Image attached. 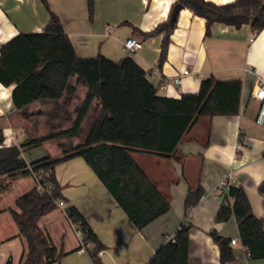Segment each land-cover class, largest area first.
<instances>
[{
  "label": "crops",
  "instance_id": "0c3cea01",
  "mask_svg": "<svg viewBox=\"0 0 264 264\" xmlns=\"http://www.w3.org/2000/svg\"><path fill=\"white\" fill-rule=\"evenodd\" d=\"M48 1L60 17L79 57L103 55L120 64L130 56L146 71L159 96L179 99L183 94L197 93L202 80L211 76L219 81L238 79L243 83L239 113L201 116L171 157L144 151L133 153L171 204L168 212L142 229L136 226L82 156L58 163L54 173L61 185L66 208L79 210L103 248L98 250L97 244L87 243L85 252L80 254L78 249L82 247L83 235L65 209L58 206L39 221L61 253L60 260L50 264H69L72 258L78 260L77 264H94L91 254L97 250L101 264H146L185 221L193 226L189 264H221L220 247L211 236L212 231L231 241L237 240L231 243L235 260L228 264H264V258L250 257L241 242L234 217L226 222L217 220L225 194L216 189L221 179L231 176L232 185L244 188L254 214L264 219V193L260 191L264 185V118L259 120L261 103L253 97L254 89L264 79V29L254 32L249 24L236 28L217 22L211 28L212 33L207 35L205 19L190 8H184L177 17L167 58L159 66L164 33L144 38L139 31H153L159 23L168 20L177 0H93V19L89 14V0ZM210 1L223 4L234 0ZM40 4L44 5L41 0H0V44L20 32L43 31L50 13L47 9L43 11ZM132 36L141 40L143 47L129 54L123 50V43ZM185 70L189 73L183 74ZM177 76L182 77L181 84L175 82ZM72 82L76 86L75 93L66 92L54 101L38 100L19 111L12 101L14 85L7 87L0 83V128L6 137L5 145H19L22 143L20 137L27 134L21 122L19 125L13 123L18 114L36 112L38 117L48 119L58 116V129L69 128L88 91L85 82L78 83L76 78ZM78 134L58 141L59 153L52 157H61L67 147L80 144L84 139L77 138ZM29 153L31 150L23 152L28 163L43 158L28 159ZM15 182L25 184L22 194L15 198L14 206H5L4 195ZM198 183L203 186L204 195L188 215L185 199L189 189ZM35 186L33 175L22 177L0 195V228H3L0 229V244L18 241L22 245V255L26 242L19 236L10 209L20 212L16 199ZM10 257L13 261L14 257Z\"/></svg>",
  "mask_w": 264,
  "mask_h": 264
},
{
  "label": "trees",
  "instance_id": "16d2710c",
  "mask_svg": "<svg viewBox=\"0 0 264 264\" xmlns=\"http://www.w3.org/2000/svg\"><path fill=\"white\" fill-rule=\"evenodd\" d=\"M50 13V20L41 32H20L0 44V83L12 86V101L17 111L35 101H54L66 92L75 93L77 82H85L88 91L69 128L28 139L21 144L5 145V134L0 128V195L19 178L38 172L51 181L50 191L41 192L37 185L18 197L17 208L10 212L18 227L19 236L26 242L22 264H50L61 258V253L50 235L43 230L40 219L55 210L63 199L61 185L54 173L55 166L69 158L82 156L100 177L109 191L139 229L144 228L171 209V204L135 160L137 151L151 152L169 158L179 148L201 116L235 115L239 113L242 93L241 80L219 81L214 76L203 79L197 93H186L182 98L158 95L146 71L130 56L119 64L103 55L81 58L77 55L60 17L51 9L48 0H41ZM205 19L206 34L219 22L241 28L249 24L255 31L264 29V0H234L217 4L210 0H177ZM90 18L94 3L89 0ZM177 21V20H176ZM176 21L170 18L159 23L153 31L139 33L150 38L164 33L159 66L167 58L171 35ZM95 100L100 112L89 124L85 139L74 147H67L58 158L46 156L28 163L23 152L49 140H62L78 134ZM260 191L264 193V185ZM229 194L235 197L233 206L225 204L217 220L226 222L234 217L240 239L252 259L264 258V219L253 212L242 186L231 185ZM204 195L198 183L189 189L185 199L187 214L199 204ZM71 220L78 225L84 241L103 248L97 235L79 210L67 208ZM189 215V214H188ZM185 221L175 233V240L158 248L146 264H189L190 230ZM211 236L219 245L221 264L235 260L231 240L216 231ZM98 250L91 254L94 264H101Z\"/></svg>",
  "mask_w": 264,
  "mask_h": 264
},
{
  "label": "rangeland",
  "instance_id": "374dc122",
  "mask_svg": "<svg viewBox=\"0 0 264 264\" xmlns=\"http://www.w3.org/2000/svg\"><path fill=\"white\" fill-rule=\"evenodd\" d=\"M40 6L43 9V11H46L45 10L46 7H44V5L42 6L40 4ZM13 18L17 20V17L14 15H13ZM99 106H100L99 101L96 100L95 103H93L91 107V111H92L91 115L87 118V120L84 121L83 126H82L83 128L80 129V132L77 136V138H79L80 140L85 139L86 131L89 126V123L91 120H93L96 112H98L97 110ZM35 114L36 112L31 113V114L30 113L22 114V115L18 114L14 116L13 123L15 125H19V123L21 122L22 127L24 128V130H26L25 132H27L25 137H20V141L24 142L25 140L59 130L58 125H57L58 119H59L58 116H53V117L51 116L48 119V117H38ZM58 141L60 140L46 141L41 145L28 149V150H31V153L27 154L28 159H32V157L35 158L37 156L38 157H42V156L44 157V156H49V155L56 156V154L59 153V149H60V146H58V143H57ZM24 185L25 184H20L18 182L14 183L12 188L8 192H6V194L4 195L3 203L5 204V206H14V200L17 196L22 194ZM4 219L5 218H2V220ZM4 223H7V222L4 221ZM0 229H3V228H0ZM7 230L9 231L8 226H6V231ZM22 250H23L22 245L18 241L12 242L10 244H0V264H6L10 256L14 257L13 264H21L20 261L22 259L21 258ZM77 261L78 260L72 258L70 259L69 264H77Z\"/></svg>",
  "mask_w": 264,
  "mask_h": 264
},
{
  "label": "built area",
  "instance_id": "2783aa9c",
  "mask_svg": "<svg viewBox=\"0 0 264 264\" xmlns=\"http://www.w3.org/2000/svg\"><path fill=\"white\" fill-rule=\"evenodd\" d=\"M143 47V42L141 40H139L137 37H129L128 39H126L123 43V50L129 54L134 53L140 49H142ZM189 71L185 70L183 72V74H188ZM175 82L177 84H181L182 81V77L181 76H177L175 78ZM253 97L257 100L260 101L261 106H260V112H259V120H262L264 118V79H261L259 86L254 89L253 91ZM50 172H48L45 176L38 173V172H34L32 175L33 177L36 179V185L38 187V189L41 192H47L50 191L51 187H52V182L51 181H44V179L46 178V176L49 175ZM231 180L232 177L231 176H227L224 177L223 179H221L220 183L217 185L216 189L218 191H222V193L225 194V202L224 204L226 206H233L234 201L236 200L234 196H231L229 194V189L231 187ZM57 205L59 207H62L65 209V211L67 212V208H66V203L63 199L58 200ZM81 231V230H80ZM82 233V232H81ZM170 240H175V235H173L172 237H169ZM237 242L236 239H232L231 243L235 244ZM87 244V242L84 241V238H82V247H80L78 249V252L81 254L82 252H85V248L84 246Z\"/></svg>",
  "mask_w": 264,
  "mask_h": 264
},
{
  "label": "water",
  "instance_id": "95a60500",
  "mask_svg": "<svg viewBox=\"0 0 264 264\" xmlns=\"http://www.w3.org/2000/svg\"><path fill=\"white\" fill-rule=\"evenodd\" d=\"M194 3H198V0H192ZM184 9V5L182 3H176L173 7L172 15L170 17V20L172 22H175L177 20V17L180 13V11ZM6 264H13V261L11 257L7 260ZM60 264V263H58Z\"/></svg>",
  "mask_w": 264,
  "mask_h": 264
}]
</instances>
